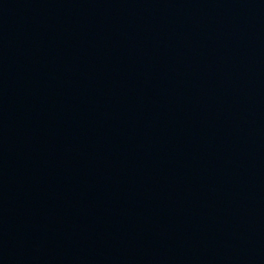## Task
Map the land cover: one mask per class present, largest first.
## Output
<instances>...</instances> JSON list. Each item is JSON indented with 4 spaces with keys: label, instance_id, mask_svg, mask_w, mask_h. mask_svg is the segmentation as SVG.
<instances>
[{
    "label": "water",
    "instance_id": "obj_1",
    "mask_svg": "<svg viewBox=\"0 0 264 264\" xmlns=\"http://www.w3.org/2000/svg\"><path fill=\"white\" fill-rule=\"evenodd\" d=\"M0 264H264V0H0Z\"/></svg>",
    "mask_w": 264,
    "mask_h": 264
}]
</instances>
